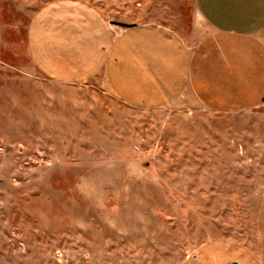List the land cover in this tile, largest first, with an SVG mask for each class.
<instances>
[{"label": "rangeland", "instance_id": "rangeland-1", "mask_svg": "<svg viewBox=\"0 0 264 264\" xmlns=\"http://www.w3.org/2000/svg\"><path fill=\"white\" fill-rule=\"evenodd\" d=\"M69 1L120 27L196 24L195 0H0V264H264V101L159 106L127 33L109 82L51 80L30 27Z\"/></svg>", "mask_w": 264, "mask_h": 264}, {"label": "crops", "instance_id": "crops-1", "mask_svg": "<svg viewBox=\"0 0 264 264\" xmlns=\"http://www.w3.org/2000/svg\"><path fill=\"white\" fill-rule=\"evenodd\" d=\"M195 5L196 24L187 33L163 23L115 26L89 5L54 4L33 19L31 57L55 82L78 84L98 78L104 84L115 75L110 50L127 33L121 47L126 46L128 58L142 67L144 92L158 98L159 106L177 100L218 112H240L261 104L264 0H195ZM76 20L85 25L78 26ZM81 38L90 53L74 46ZM114 60L118 59L112 64Z\"/></svg>", "mask_w": 264, "mask_h": 264}]
</instances>
